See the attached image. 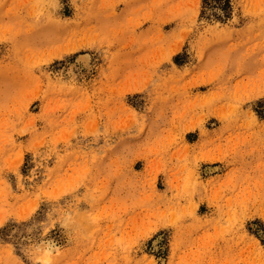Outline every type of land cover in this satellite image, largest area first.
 Here are the masks:
<instances>
[{"label":"rangeland","instance_id":"obj_1","mask_svg":"<svg viewBox=\"0 0 264 264\" xmlns=\"http://www.w3.org/2000/svg\"><path fill=\"white\" fill-rule=\"evenodd\" d=\"M0 264H264V0H0Z\"/></svg>","mask_w":264,"mask_h":264}]
</instances>
